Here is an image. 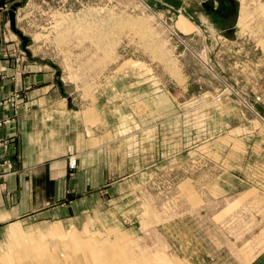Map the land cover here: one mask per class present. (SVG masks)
<instances>
[{
    "label": "rangeland",
    "instance_id": "374dc122",
    "mask_svg": "<svg viewBox=\"0 0 264 264\" xmlns=\"http://www.w3.org/2000/svg\"><path fill=\"white\" fill-rule=\"evenodd\" d=\"M263 8L0 0V80L25 77L0 103L39 113L16 162H0L13 216L0 257L88 239L138 264L251 263L264 250Z\"/></svg>",
    "mask_w": 264,
    "mask_h": 264
},
{
    "label": "bare ground",
    "instance_id": "6f19581e",
    "mask_svg": "<svg viewBox=\"0 0 264 264\" xmlns=\"http://www.w3.org/2000/svg\"><path fill=\"white\" fill-rule=\"evenodd\" d=\"M264 9V8H263ZM238 25L245 19L242 11ZM177 30L181 34L191 33L197 26L184 14L179 16ZM88 240V239H87ZM87 240H56L42 243L31 249L24 250L23 255L12 251L9 256L0 257V264H138L135 251L131 248L124 250L113 244L102 241L86 242ZM126 258H123V257ZM154 264V263H151Z\"/></svg>",
    "mask_w": 264,
    "mask_h": 264
},
{
    "label": "crops",
    "instance_id": "0c3cea01",
    "mask_svg": "<svg viewBox=\"0 0 264 264\" xmlns=\"http://www.w3.org/2000/svg\"><path fill=\"white\" fill-rule=\"evenodd\" d=\"M1 68L2 67H0V70ZM8 70V74L10 75L21 73L18 72V70H20L19 68H10ZM29 77V79L33 78L32 76ZM16 78L15 82L13 78L9 79V81L0 80V100L7 98H2L4 88L13 91V89L17 90L25 86V77L21 78L22 81L19 80L18 76H16ZM36 102L39 104L46 103L47 109H50L49 100H36ZM24 103L25 100L21 101L18 99L0 103V162L6 160H10L12 163L16 162L18 154L22 152L21 147L24 146V140L29 134L28 132L33 133V130L38 129L36 121L39 119V113L36 112L34 108L25 109ZM43 107H46V105ZM43 119L44 122H47L49 116L44 115ZM31 146L37 145L33 143ZM7 184V181L6 183L0 184V224L5 223L10 217H13L9 212L8 199L5 196V186ZM249 264H264V250Z\"/></svg>",
    "mask_w": 264,
    "mask_h": 264
},
{
    "label": "water",
    "instance_id": "95a60500",
    "mask_svg": "<svg viewBox=\"0 0 264 264\" xmlns=\"http://www.w3.org/2000/svg\"><path fill=\"white\" fill-rule=\"evenodd\" d=\"M11 20H12V22H14V17H13V13H11ZM14 30H15V32H17L21 37H23L20 33H19V31L17 30V29H15L14 28Z\"/></svg>",
    "mask_w": 264,
    "mask_h": 264
}]
</instances>
